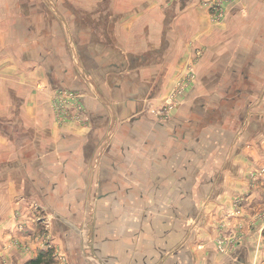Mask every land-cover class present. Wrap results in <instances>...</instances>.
<instances>
[{"label":"crops","instance_id":"1","mask_svg":"<svg viewBox=\"0 0 264 264\" xmlns=\"http://www.w3.org/2000/svg\"><path fill=\"white\" fill-rule=\"evenodd\" d=\"M203 1L0 0V264H264V0Z\"/></svg>","mask_w":264,"mask_h":264},{"label":"rangeland","instance_id":"2","mask_svg":"<svg viewBox=\"0 0 264 264\" xmlns=\"http://www.w3.org/2000/svg\"><path fill=\"white\" fill-rule=\"evenodd\" d=\"M223 0H216L214 3L205 0L203 1V6L204 7H208L210 10V21L213 23H219L221 22L224 17H225V8L223 7L222 4ZM227 2H231V0H227ZM199 50V49H198ZM201 55L200 50L198 51V56L199 57ZM192 60V61H191ZM196 71H195V67H194V61L192 58H190V56L185 60V62L182 64L181 68L179 69V72L177 73V75L175 76L172 86L170 87V89L167 91V93L161 97V99L157 102V103H150L148 102L147 105L145 106V108H147V106H163V107H167L170 106V111L168 114V118L166 120H158L160 116H157L158 118L152 116L149 112L148 109L146 111V109L144 110L145 113L151 117H153L155 120L159 121V122H164L167 121L173 114V112L176 110V108L181 104V102L185 99L186 94H187V90L191 87V85L195 82L196 80ZM173 96V98H169L170 96ZM53 107V106H52ZM53 114H54V121H56L59 125H61L62 123H59L56 119V114L55 111L53 109ZM71 123V122H70ZM23 219L20 220V222H22ZM36 223H40L43 224L42 228L40 229V234L37 236H34V239L32 238V240H30L31 242H37L36 238L38 239V241L41 240H47V226H45V223H43V220H35ZM23 228V226H21ZM224 239V238H223ZM230 242V245L232 246L233 244H235L234 242L237 241V239L232 238L231 240L227 239ZM226 240V241H227ZM29 243H24V245H28ZM49 247V243H44L43 246ZM230 246V248H231ZM4 264V262L2 263ZM7 264V262H6Z\"/></svg>","mask_w":264,"mask_h":264},{"label":"built area","instance_id":"3","mask_svg":"<svg viewBox=\"0 0 264 264\" xmlns=\"http://www.w3.org/2000/svg\"><path fill=\"white\" fill-rule=\"evenodd\" d=\"M226 1L227 0H223V2ZM169 98L171 99L173 96L171 95ZM52 105L56 114V119L59 123L76 122L84 124L88 121L86 109L81 103L79 96L74 92L59 90L53 98ZM145 109L146 111L148 109V112H151L153 115L150 114L156 118H158L157 116H160L158 120L163 121L168 118L171 108L170 106H147ZM225 242L226 240L222 239L218 243V248L221 252H226L227 250ZM4 264H6V262H4Z\"/></svg>","mask_w":264,"mask_h":264},{"label":"trees","instance_id":"4","mask_svg":"<svg viewBox=\"0 0 264 264\" xmlns=\"http://www.w3.org/2000/svg\"><path fill=\"white\" fill-rule=\"evenodd\" d=\"M43 253L39 254L36 259L32 260L30 264H40L42 261Z\"/></svg>","mask_w":264,"mask_h":264}]
</instances>
